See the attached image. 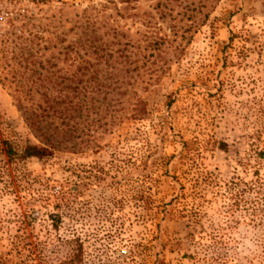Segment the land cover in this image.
Returning a JSON list of instances; mask_svg holds the SVG:
<instances>
[{
  "label": "rangeland",
  "instance_id": "374dc122",
  "mask_svg": "<svg viewBox=\"0 0 264 264\" xmlns=\"http://www.w3.org/2000/svg\"><path fill=\"white\" fill-rule=\"evenodd\" d=\"M90 37L117 68L64 60ZM26 45L60 79L85 66L122 81L127 102L93 90L80 152L18 161L12 185L0 174V264H59L78 246V264H210L213 251L264 264V0H0V127L39 144L13 99ZM136 99L145 117L117 124Z\"/></svg>",
  "mask_w": 264,
  "mask_h": 264
},
{
  "label": "trees",
  "instance_id": "16d2710c",
  "mask_svg": "<svg viewBox=\"0 0 264 264\" xmlns=\"http://www.w3.org/2000/svg\"><path fill=\"white\" fill-rule=\"evenodd\" d=\"M156 7L164 10L168 7V3L158 2ZM84 29H88V26H85ZM88 53L98 55L99 58L104 59L106 70H109V68L114 69L116 66L115 61L112 60V62L110 60V58H113L112 54H114L112 53V48L108 45L99 48L92 37L82 40L78 44L72 43L63 48L64 60L72 63L80 60L82 64H86L83 58ZM120 55L123 56L122 52ZM41 56L31 46L26 45L20 48L11 65V78L14 84L13 99L24 117L26 125L35 138L38 139L39 144L22 143L11 137L8 132L0 127V174L9 179V185L13 183L11 176L12 167L18 161L30 158H49L57 151L80 152L84 141H77V139L82 137L84 130L88 131V133L93 132V124L96 123L95 119L87 121L90 118V111L95 108V106L93 108L95 99L94 97L89 98V95H91L93 90L97 92L96 95H100L101 89L107 87V84L104 83L107 80L98 79V76L96 78L90 76L85 79L84 77L88 75L85 66H80L77 69L78 71L81 70L80 78L73 75L69 79L55 77L56 73L45 68L43 62L39 61ZM15 66H17V69L13 70L12 67ZM98 73L100 72L98 71ZM58 79L60 80L58 81ZM92 81H95L93 85ZM109 81L111 83L108 84L107 88L114 85L111 91L113 92L116 89L114 93H111L110 99L112 108H115L127 102L123 99L127 93H118L117 91L124 86L122 81L114 78V82H112V78ZM37 95L39 99L36 101L35 97ZM102 101L104 99H101V104L103 103ZM113 112L115 114L121 113L119 117L114 115V119L117 124H122L124 120H141L146 115V108L141 100L136 99L135 103H132V107L125 112L123 109H114ZM86 121L88 123L84 124ZM96 146L99 148L98 145ZM130 193L131 199H134L135 195L143 198L142 193L139 195L138 191L137 193L130 191ZM65 194L60 189L52 196L55 202L62 203L64 202ZM111 202L121 203L116 198H113ZM212 243L213 245H222V242L216 239ZM80 247H76L75 253L59 264H78ZM212 254L214 255L207 259L210 264H225L227 262L226 254L221 256L217 251H213ZM224 256L225 259L222 258Z\"/></svg>",
  "mask_w": 264,
  "mask_h": 264
}]
</instances>
